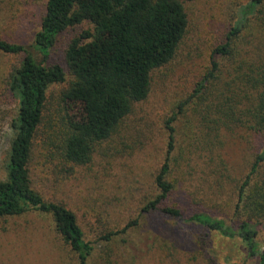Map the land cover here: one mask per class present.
<instances>
[{"label": "rangeland", "instance_id": "obj_1", "mask_svg": "<svg viewBox=\"0 0 264 264\" xmlns=\"http://www.w3.org/2000/svg\"><path fill=\"white\" fill-rule=\"evenodd\" d=\"M180 1L187 27L175 56L151 73L146 99L132 105L112 135L94 146L91 161L83 166L63 164L58 155L49 158L45 143L49 134L60 138L63 133L66 106L59 96L72 79L65 49L91 26L83 23L67 29L52 49L51 63L64 70L67 82L54 83L47 90L34 141L31 183L44 200L63 204L76 215L84 239L94 246L88 264H258L256 258L240 252L238 241L225 239L190 218L200 213L238 229V216L233 213L238 187L255 155L264 150V131L248 129L258 105L251 77L264 64V2ZM44 5V0H0V38L35 55L31 44ZM234 28L240 33L232 38L231 55L219 58L217 70L207 78L211 51ZM23 57L0 52V181L6 178L12 123L18 113L10 79ZM173 115L169 123L174 129L173 150L167 154L166 122ZM166 156L167 179L173 185L169 205L180 209L181 219L142 212L158 195L154 178ZM263 180L264 166H260L255 181ZM132 222L110 241L100 240ZM248 225L263 249L264 221L251 220ZM0 264L77 262L56 234L51 218L31 211L0 219Z\"/></svg>", "mask_w": 264, "mask_h": 264}, {"label": "trees", "instance_id": "obj_2", "mask_svg": "<svg viewBox=\"0 0 264 264\" xmlns=\"http://www.w3.org/2000/svg\"><path fill=\"white\" fill-rule=\"evenodd\" d=\"M44 1V14L31 44L35 55L23 45L0 38L1 53L24 55L10 79V90L18 99V113L12 123L14 136L6 178L0 181V219L31 211L49 216L56 234L70 248L77 264H88L94 246L84 239L76 215L63 204L44 200L33 189L30 176L34 141L43 118L47 90L54 83L67 82L64 70L51 63L56 39L69 28L83 23L91 26L73 38L65 49L64 61L72 79L59 96L66 106L63 133L60 138L49 134L45 143L49 158L58 155L63 164L83 166L91 161L94 146L112 135L130 113L132 105L146 99L151 73L173 59L184 37L187 19L180 0ZM252 7L253 2L247 12ZM239 33L238 28L232 29L225 42L211 51V70L207 78L217 70L219 58L231 55L232 38ZM250 86L258 91L255 95L258 105L252 111L254 124L248 129L263 132L264 64L251 77ZM174 119L175 115L166 122L169 130L167 154L173 150L174 129L169 123ZM260 166H264V150L255 155L248 174L238 187L233 212L238 216L237 230H232L222 220L200 213L190 220L225 239L238 241L239 250L246 258H256L258 264H264V248H260L256 233L248 225L251 220L264 221V180L255 181ZM169 172V157L166 156L154 178L158 195L145 204L143 213L182 218L180 209L169 205L173 195V185L167 179ZM134 223L121 231L106 233L100 240L110 241Z\"/></svg>", "mask_w": 264, "mask_h": 264}]
</instances>
